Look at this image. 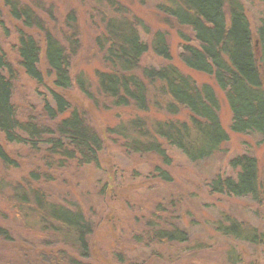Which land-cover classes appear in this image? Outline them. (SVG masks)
I'll list each match as a JSON object with an SVG mask.
<instances>
[{
  "label": "rangeland",
  "instance_id": "374dc122",
  "mask_svg": "<svg viewBox=\"0 0 264 264\" xmlns=\"http://www.w3.org/2000/svg\"><path fill=\"white\" fill-rule=\"evenodd\" d=\"M115 1L116 8L102 2L99 5L96 0H0V48L9 67L5 75L9 77L12 72L15 116L19 123L33 124L38 132L32 136L17 131L18 141L14 142H7L0 132V144L17 165L5 166L0 161V264H73L72 260L81 264H264V241L251 246L216 231L217 222L227 215L264 234V204L216 194L207 186L216 174L234 178L237 171L228 163L243 154L254 156L263 171L264 140L231 131L225 93L213 77L192 71L180 61L178 30L165 22L158 9L161 0ZM241 3L257 44V29L264 26V2ZM118 7L131 19L142 22L137 31L148 50L140 59V69L171 64L196 85L208 84L214 89L219 120L228 141L212 159L191 164L178 151L164 145L171 161L165 165L153 154L127 152L122 139L112 133L118 124L134 117L149 122L163 118L152 108L140 113L114 107L96 90L95 71L103 69L96 41L103 34L102 20L117 16ZM15 8L29 9L39 25L26 27L24 18L13 16ZM69 16L74 22H67ZM158 31L166 36L170 61L159 58L151 49L152 37ZM20 32L32 37L41 48V83L29 78L20 66ZM181 32L192 36L189 28ZM47 34L65 51L72 80L67 90L53 86L55 75L44 57ZM78 77H86L89 96L79 90ZM50 90L70 104L69 110L55 118H49L44 110L46 104L54 107ZM73 110L103 139L96 163L85 164L78 155L67 158L51 150L49 141L57 138L56 126ZM157 168L168 174L169 181L160 179ZM35 194H42L45 201L57 206L82 212L92 224L87 259L61 244L53 232L43 233L34 220L28 221L29 226L23 224L27 219L13 207L18 196L26 195L33 202ZM25 206L34 207L31 203ZM173 228L185 233V242L157 241L154 232ZM233 253L239 256V262L230 260Z\"/></svg>",
  "mask_w": 264,
  "mask_h": 264
},
{
  "label": "trees",
  "instance_id": "16d2710c",
  "mask_svg": "<svg viewBox=\"0 0 264 264\" xmlns=\"http://www.w3.org/2000/svg\"><path fill=\"white\" fill-rule=\"evenodd\" d=\"M96 2L99 5L105 3L110 8L118 4L115 0ZM122 9L118 7L117 16H106L102 20L103 34L96 43L102 55L103 69L95 71L96 90L114 107L132 108L140 113H148L152 108L163 118L149 122L145 118L134 117L118 124L112 133L122 139V147L127 152L153 154L165 165L171 161L164 145L178 151L191 164L212 159L228 141L219 120V102L214 89L208 84L196 85L171 64L140 69V59L148 50L137 31V27L143 25L140 20L123 13ZM158 9L165 22L178 30L179 59L183 65L213 77L225 93L231 112V131L264 140V26L257 29L255 44L241 0H161ZM12 14L16 19L24 18L26 27L39 25L29 9L18 11L15 8ZM70 21L74 22V19L69 16L67 22ZM184 28L190 29L191 37L181 32ZM18 43L20 66L29 78L41 83L40 46L23 32L19 33ZM151 49L159 58L171 60L163 32L153 35ZM44 57L48 69L55 75L54 88L69 89L72 80L65 51L50 34L45 36ZM6 69L9 67L0 48V132L7 142H14L18 141L17 131L32 136L38 132L33 124L17 121L11 102L12 72L9 70L11 73L7 77ZM76 84L83 94L89 96L86 77H78ZM49 92L54 103V107L44 106L49 118L70 109L62 95L54 90ZM55 133L57 138L49 141L51 150L67 158L78 155L85 164L98 161L103 139L87 126L76 110L59 122ZM0 161L5 166H17L1 144ZM228 165L237 171L236 176L214 175L207 184L210 191L264 204V170L260 171L257 159L243 154L232 158ZM156 171L160 172L162 181H169L165 171L159 168ZM17 200L13 209L27 219L24 225L29 226L28 221L34 220L43 233L53 232L61 244L69 246L81 259L88 258V237L93 227L82 212L47 202L42 194H35L33 202L26 195L18 196ZM29 203L34 207L25 206ZM216 231L251 246L264 241V234L256 227L227 215H223L222 222H217ZM154 234L159 242L186 241L185 233L177 228L160 229ZM229 258L234 263L240 260L234 253ZM72 262L81 264L75 260Z\"/></svg>",
  "mask_w": 264,
  "mask_h": 264
}]
</instances>
